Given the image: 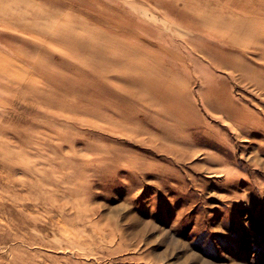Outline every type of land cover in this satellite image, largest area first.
<instances>
[{"label": "rangeland", "instance_id": "obj_1", "mask_svg": "<svg viewBox=\"0 0 264 264\" xmlns=\"http://www.w3.org/2000/svg\"><path fill=\"white\" fill-rule=\"evenodd\" d=\"M0 264H264V0H0Z\"/></svg>", "mask_w": 264, "mask_h": 264}]
</instances>
